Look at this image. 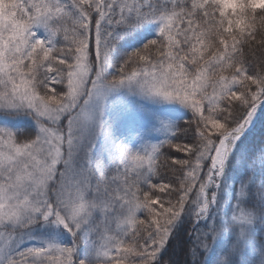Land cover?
Masks as SVG:
<instances>
[{
    "label": "snow or ice",
    "instance_id": "obj_1",
    "mask_svg": "<svg viewBox=\"0 0 264 264\" xmlns=\"http://www.w3.org/2000/svg\"><path fill=\"white\" fill-rule=\"evenodd\" d=\"M0 264H264V0H0Z\"/></svg>",
    "mask_w": 264,
    "mask_h": 264
}]
</instances>
